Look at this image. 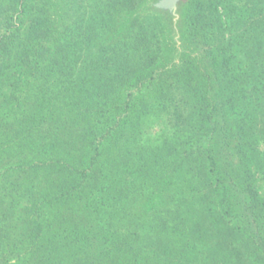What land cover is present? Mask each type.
Here are the masks:
<instances>
[{
	"label": "trees",
	"instance_id": "trees-1",
	"mask_svg": "<svg viewBox=\"0 0 264 264\" xmlns=\"http://www.w3.org/2000/svg\"><path fill=\"white\" fill-rule=\"evenodd\" d=\"M222 3L191 0L187 8L190 38L200 35L210 43L220 104H211L203 79L208 73L194 55L182 54L175 75L190 100L197 139L206 141L215 133L230 148L224 160L229 171L223 174L229 179L215 174L217 162L209 148L193 165L186 150L167 140L153 150H135L139 128L131 120L130 89L153 77L143 71L154 63L151 48L139 50L149 58L140 72L131 62H118L112 74L84 72L76 79L65 69L67 53L42 64L30 58L33 48L27 44L15 61L0 62L2 107H11L19 89L31 86L33 92L29 103L9 109L12 117L0 106V163L11 147L20 163L12 167L20 170L16 174L5 172L8 182L0 190V242L13 239L11 253L20 248L15 264H178L171 256L179 253L168 246L172 220L183 234L181 252L189 247L196 251L198 242L211 263L225 264H238L235 257L240 259L243 250L248 256L258 249L264 254V194L255 179L257 172L264 180V0L226 6L227 24L219 11ZM42 24V19H32L24 35L32 39L44 33ZM232 24L237 25L234 32L228 27ZM39 65L46 71L36 86L29 75ZM218 108L222 124L212 122ZM188 172L185 181L193 183L194 191L173 189L174 175L186 177ZM164 187L170 192L157 200L163 206L178 200L176 204L171 209L148 206ZM232 195L243 200L254 225L255 249L241 238L239 226L229 225L235 218Z\"/></svg>",
	"mask_w": 264,
	"mask_h": 264
},
{
	"label": "rangeland",
	"instance_id": "rangeland-1",
	"mask_svg": "<svg viewBox=\"0 0 264 264\" xmlns=\"http://www.w3.org/2000/svg\"><path fill=\"white\" fill-rule=\"evenodd\" d=\"M151 1L0 0V62L15 61L16 55H20V49H22L23 45L27 44L33 48L30 58L38 60L42 64L62 60L64 54L67 53L69 69H65L71 74V78L76 79L78 76L83 77L84 72L88 75L94 73L104 75L107 72L112 74L115 72L113 70L119 67L116 65L118 62H131L132 65L135 64L136 70L140 72V68H142L140 64L146 60L148 61L149 58L146 57L147 55H141L139 50H143L146 46L151 48L153 50L152 58H154V63L143 68V71L148 75L150 71V75L153 77L143 82L140 88L131 87L130 89L133 93L131 120L138 124V144L142 148L134 146L135 150L140 152L141 150H144L143 152L153 150L159 148L167 140L169 143H173V145L186 150L193 165L197 162V157L203 159L204 149L209 148L217 162L215 174L224 177V179H229L228 175L224 176L223 174L229 171L228 165L224 160H228L229 152H231L230 148L215 133H211L206 141L197 139L198 136L195 135L193 119L190 114L192 111L190 100L185 94L186 90L181 86V81L175 75L176 69L181 64L182 54L186 56L194 55L200 61L201 68L205 69L208 73V76L203 79L209 85L211 104H220L219 102L221 101L216 96L218 80L211 68L210 56L207 52L210 49L208 46L210 43L204 42L200 35L191 36L193 39L190 38L187 8L191 0H186L182 6L177 34L172 33L171 27L165 17L145 10V7ZM236 2L237 0H223V3L219 6L222 19L226 24L228 16H226L225 7L231 4L235 5ZM34 18L43 20L41 27L44 33L39 34L35 38L28 39L29 36L24 34H26V30ZM228 27H230L229 30L232 32L237 29L236 24ZM235 51L238 58H240L241 51L239 45H237ZM179 53L181 54L179 55ZM84 64L88 66L87 71H83L82 69V66L83 68L85 67ZM42 66L34 68L29 75L32 83L36 86H39L45 76L44 71L46 70L41 68ZM77 81L75 80V83ZM31 89V86H27V89L24 87L14 92L11 98L13 101L11 102V107H15V104H19L21 101L29 103L28 99L33 95ZM5 90L6 87H3L2 91L4 92ZM58 90L60 89L58 88ZM61 90L66 92L64 89ZM76 90L78 91L77 88ZM162 90L165 91L160 96L159 92H162ZM168 94L170 95L168 96ZM162 97H164L165 101L162 100ZM0 106H4L1 95ZM11 107H2L6 116L12 117L15 114L13 109L9 110ZM220 113V108L212 113V122L213 120L219 122V124L220 122L221 124L224 122V117ZM230 118L227 115V119ZM12 148L9 149L8 159L5 158L4 163H0V190L3 187L2 185L8 182L7 173L5 174V172L16 174L17 171H20L13 169L20 163H17V154L14 152V148ZM168 152L164 151L163 153ZM5 168H8L9 171H5ZM187 174L186 177L184 175L182 177L176 173L174 175L176 179L175 185L172 188H184L186 191H194L192 187L193 183L185 181L190 176L189 172ZM216 177L218 178V176ZM255 177L257 179L256 186L262 195L264 194V180L260 179L261 175L257 172ZM228 184L230 187L231 183L229 182ZM164 192L169 193L170 188L166 189L164 187L160 193H155L153 198L147 202V205L150 203L148 206L155 209L162 207L171 209L173 204H176L178 200L171 201L170 204L165 203L163 206V201H158L157 198ZM238 201H236L233 195L230 197V207L235 212V218L233 217L234 219L231 220L229 225L239 226L238 228H241L239 231L241 238L245 239L244 242L249 243V245L251 244V247L255 249L256 242L253 237L255 232L254 225L246 216L247 211L243 200ZM16 208V211L20 212V206ZM16 220L19 222L20 216ZM174 223H176V220H172L170 223L172 229L169 233L171 234V240L168 242V246L175 253L179 254L175 255L172 252L173 256L171 257L178 264H189L194 262V260L197 264L209 263L210 257L204 256V250L203 252L200 251L204 245L201 246L198 242L196 243V251L192 247H189L190 249L187 251L181 252L183 234L174 227ZM11 240L13 239L8 241V238L7 240L3 238L0 242V246L3 247L0 251V264H15L17 262L16 259L20 257V248L16 250L18 253L10 252V246L13 242ZM215 240L210 242H215ZM185 243L188 246L190 244L187 241ZM261 252L258 249L252 256H248L243 250L242 254H240V259L235 258L238 264H263L261 260L264 254H261ZM209 264L225 263L219 261V263L210 262ZM227 264L235 263L228 260Z\"/></svg>",
	"mask_w": 264,
	"mask_h": 264
},
{
	"label": "water",
	"instance_id": "water-1",
	"mask_svg": "<svg viewBox=\"0 0 264 264\" xmlns=\"http://www.w3.org/2000/svg\"><path fill=\"white\" fill-rule=\"evenodd\" d=\"M186 0H152L145 10L155 12L165 17L171 27L172 33H178L181 9Z\"/></svg>",
	"mask_w": 264,
	"mask_h": 264
}]
</instances>
